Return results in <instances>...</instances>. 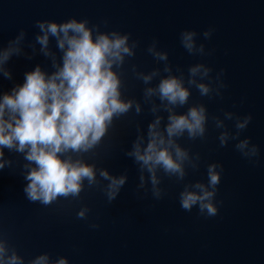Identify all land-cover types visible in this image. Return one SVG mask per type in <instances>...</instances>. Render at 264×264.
Wrapping results in <instances>:
<instances>
[{
	"label": "water",
	"instance_id": "95a60500",
	"mask_svg": "<svg viewBox=\"0 0 264 264\" xmlns=\"http://www.w3.org/2000/svg\"><path fill=\"white\" fill-rule=\"evenodd\" d=\"M73 17L99 24L101 31L131 34L130 43L138 42L136 55L117 70L124 98L136 101L143 110L137 115L133 107L115 120L101 145L74 157L98 170V183L89 187L85 181L79 198L62 197L48 206L29 201L23 191L27 161L23 154L5 149L4 159L11 163L0 171V237L26 261L48 253L53 264L60 257H67L70 264H264V0H0V48L20 31L27 33L22 44L25 55L7 65L14 79L0 77V94L22 83L24 74L37 65L55 71L36 42L43 34L36 21L64 22ZM209 28L215 32L206 40L203 32ZM186 29L200 33L198 44L205 45V55H191L181 46L180 33ZM154 42L158 51L168 53L167 62L148 52ZM50 48L62 55L55 37ZM200 63L214 69L213 78L224 70V77L213 79L209 97L187 83L192 78L190 68ZM166 66L171 73L164 71ZM157 70L160 75L149 84L138 78ZM168 75L183 77L192 92L189 104L176 109L178 114L199 104L208 108L206 136L195 141L185 136L178 143L189 150L194 162L197 155L200 158L199 171L189 166L185 183L205 181L209 164L223 165L217 196L220 212L215 217L202 216L198 209L183 210L179 203L183 184L162 172L158 175L166 194L154 199L150 183L139 188L140 165L128 155L141 131L147 136L157 115L167 122L166 111L152 112L161 101L146 100L145 89L156 87ZM221 82L227 87H220ZM228 112L252 115L241 138L250 137L260 146V156L253 161L242 157L234 141L220 147L219 136L234 131ZM219 122L225 127H217ZM100 170L128 177L111 203L104 194L108 181L99 176ZM84 207L90 211L85 219L79 218Z\"/></svg>",
	"mask_w": 264,
	"mask_h": 264
},
{
	"label": "clouds",
	"instance_id": "9594fccd",
	"mask_svg": "<svg viewBox=\"0 0 264 264\" xmlns=\"http://www.w3.org/2000/svg\"><path fill=\"white\" fill-rule=\"evenodd\" d=\"M36 42L40 51L52 61L55 71L49 73L37 65L24 74L22 83H15L10 90L0 94V171L11 162L6 161L5 149L23 154L27 181L23 191L31 202L52 205L60 198H79L84 192L85 181L92 187L98 183L95 164L74 158L92 152L104 141L116 119L126 116L135 107L139 115L142 107L134 100L124 98L123 80L117 70L123 68L126 59L136 55L138 42L131 41V34L120 31H101L100 25H92L87 19L70 18L64 22L38 20ZM215 32L209 28L203 32L211 40ZM200 33L184 30L180 33L181 46L191 55H205V45L198 44ZM27 33L20 31L0 48V77L12 81L13 72L7 67L14 57L25 55L22 47ZM62 55L57 56L50 48L51 38ZM157 61L169 60L167 52L158 51L155 42L148 48ZM208 52L207 55H211ZM164 71L171 73L170 66ZM214 69L205 63L190 68L188 85L195 86L202 97L213 93V79L224 77V70L213 78ZM159 70L149 75L138 74L145 84L159 76ZM199 77V80L197 79ZM207 81V82H200ZM220 87L227 85L221 82ZM217 94L219 90L217 89ZM192 92L183 77L168 75L160 79L156 87L145 89L146 100L158 97L159 106L168 113L167 122L163 116L148 125L147 136L141 134L128 153L140 165L139 188L151 184V194L159 200L166 194L161 188L162 172L183 184L179 203L183 210L198 209L202 216L215 217L220 212L217 200L219 186L223 181L224 168L220 163L207 166L206 180L185 183L190 166L199 171V156L195 161L190 152L178 140L187 136L195 141L206 136L209 121L208 108L204 104L192 106L184 114L176 109L189 104ZM234 121V131L225 130L220 136V147H227L234 141L235 149L249 161L260 156V146L251 138H241L252 122V115L241 116L234 112L225 113ZM217 127H225L219 122ZM147 173V175H144ZM99 176L108 181L104 194L109 203L115 201L128 182L126 175L113 176L107 170H100ZM88 207L78 212L85 219ZM98 228L99 225H92ZM0 264H53L48 253L26 261L25 257L6 238L0 237ZM55 264H70L67 257H60Z\"/></svg>",
	"mask_w": 264,
	"mask_h": 264
}]
</instances>
